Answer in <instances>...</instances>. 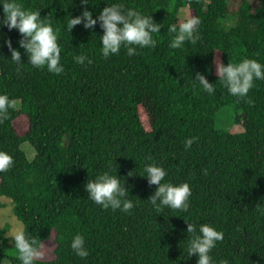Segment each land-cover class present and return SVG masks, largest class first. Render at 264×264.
Returning <instances> with one entry per match:
<instances>
[{"label": "trees", "instance_id": "obj_1", "mask_svg": "<svg viewBox=\"0 0 264 264\" xmlns=\"http://www.w3.org/2000/svg\"><path fill=\"white\" fill-rule=\"evenodd\" d=\"M17 2L40 11L59 30L64 66L55 74L30 65L18 31L0 28V94L14 102L0 120V151L13 158L0 171V197L10 199L27 236L42 244L54 233V258L34 264H196L197 257L186 252L191 235L186 223H209L223 232L210 253L214 260L264 264V215L255 207L264 204V80H255L237 98L216 75L217 59L264 64V0ZM111 3L162 24L153 33L156 45L137 46L132 56L121 47L104 57L99 25L67 31L71 15L88 10L95 18ZM183 8L199 17V39L174 49L168 26L186 19L178 16ZM227 16L235 18L233 26L221 23ZM6 39L20 51L22 64L10 59ZM76 55L91 63H75ZM196 72L215 85L214 93L203 90ZM225 106L240 112L236 122L242 132L215 128V116ZM186 137H196L188 149ZM24 142L35 151L32 160L20 148ZM152 162L166 169L167 181L189 183L187 212L168 207L157 212L147 201L156 186L140 175ZM116 170L134 203L129 213L102 208L84 190L88 179ZM9 229L0 227V260L21 264ZM77 233L89 251L83 259L70 247Z\"/></svg>", "mask_w": 264, "mask_h": 264}, {"label": "clouds", "instance_id": "obj_2", "mask_svg": "<svg viewBox=\"0 0 264 264\" xmlns=\"http://www.w3.org/2000/svg\"><path fill=\"white\" fill-rule=\"evenodd\" d=\"M88 0H81V4H87ZM2 18L0 28L6 27L9 31L17 30L20 34L19 48H22L27 56L29 64L40 68L46 66L51 73L60 74L64 71L61 63V47L58 44V29L45 18H41L40 11L26 9L17 0H0ZM201 21L197 16H190L177 24L168 26V32L173 33L169 47L178 48L187 41L199 39L198 27ZM82 25L85 29H94L97 25L102 30L99 36L101 53L104 57L118 54L121 47L126 49L127 55L132 56L139 48L154 47L156 40L153 33L160 32L163 27L154 21L151 15L143 14L132 8H125L122 4L111 3L103 7L98 15L88 10L82 11L79 15L70 16L67 21V31ZM11 53V60L19 64L21 53L12 46L11 40L6 39ZM91 63L85 55L74 56L77 64ZM216 75L222 81L227 91L237 97H245L254 86L255 80H264V64L256 59L243 58L239 62H228L224 64L216 60ZM194 79L209 94L214 93L215 85L210 83L205 75L195 73ZM14 106V102L7 96L0 94V120L7 119L8 109ZM196 140V137L185 138L184 146L188 149ZM13 163V158L7 152L0 151V171L8 169ZM142 178L146 179L149 186L155 185V191L148 197L151 205L160 212L164 207L178 209L184 212L189 210V198L191 188L188 182L172 183L167 181L166 169L155 163L144 165ZM123 181V182H122ZM88 199L100 205L102 208L112 210L119 209L129 213L134 203L128 197L129 190L125 188V179L109 171L96 175L94 179H88L84 185ZM257 211L264 215V204L255 206ZM187 233L191 234L187 240L186 252L188 257L195 255L196 264H229L226 259L216 261L210 254L217 242L222 241L224 234L209 223H202L198 226L193 223H186ZM14 245L19 253L21 264H34L35 258L40 255L41 243L25 234L24 231H16L13 237ZM71 249L80 258L89 255L85 246V237L77 233L72 237Z\"/></svg>", "mask_w": 264, "mask_h": 264}, {"label": "rangeland", "instance_id": "obj_3", "mask_svg": "<svg viewBox=\"0 0 264 264\" xmlns=\"http://www.w3.org/2000/svg\"><path fill=\"white\" fill-rule=\"evenodd\" d=\"M258 4V2H257ZM178 16L180 18H188L189 12L187 8L180 9ZM221 23L226 25L227 27L233 26L235 23V18L231 16H227L226 18L221 20ZM16 108H18V102L16 103ZM240 112L235 111L233 108L229 106H225L221 108L216 116H215V128L218 130L228 131L230 133H240L242 132L243 126L241 123L236 122V119L239 117ZM24 126V120L21 121V127ZM20 148L25 153L28 160H32L35 155L34 149L30 146L28 142H24L21 144ZM0 202L2 204L0 208V227L8 224L10 229L7 233V237L13 238L16 231L23 230V224L13 215L12 213V203L10 199L6 197H0ZM54 249V233L42 242L39 247L40 255L35 259L41 261H50L54 258L53 255ZM6 254L8 256L14 254V248H7ZM0 264H10L9 261L5 258L0 260Z\"/></svg>", "mask_w": 264, "mask_h": 264}]
</instances>
